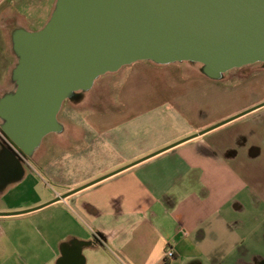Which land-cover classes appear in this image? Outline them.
<instances>
[{
  "label": "crops",
  "instance_id": "1",
  "mask_svg": "<svg viewBox=\"0 0 264 264\" xmlns=\"http://www.w3.org/2000/svg\"><path fill=\"white\" fill-rule=\"evenodd\" d=\"M55 3L0 0V100L16 88L14 35L41 29ZM185 65L178 63L175 76L194 80L189 88H196L203 71L184 74ZM136 66L159 72L153 63L137 61ZM207 78L219 87L226 82L218 81L230 80ZM187 95L182 90L176 99H163L140 113L115 112L114 119L112 109L102 113L87 110V101L77 104V115L58 117L61 129L51 132L70 137L67 127L80 128L75 152H63L61 164L34 165L45 177L40 178L44 191L36 189L38 180L31 185L29 176L37 173L24 166L39 147L17 167L0 117V165H16V173L9 167L7 177L0 167L1 262H8L12 252L5 249L16 241L28 247L34 264H60L65 251L76 256L80 247L81 254L70 262L63 258L64 264H86L85 248H101L117 264H264V107L242 113L262 102L264 92L247 88L246 104L207 125L213 114L203 106L196 108V120L183 113ZM48 183L62 189L54 192ZM48 207L60 208L66 218L54 223L56 215L36 217ZM72 214L90 236L68 229ZM21 219L27 224L15 231ZM54 226L68 230L58 249L48 241L56 236ZM93 237L101 245L84 244ZM32 243L44 251L32 249ZM169 248L175 256L166 260Z\"/></svg>",
  "mask_w": 264,
  "mask_h": 264
},
{
  "label": "water",
  "instance_id": "2",
  "mask_svg": "<svg viewBox=\"0 0 264 264\" xmlns=\"http://www.w3.org/2000/svg\"><path fill=\"white\" fill-rule=\"evenodd\" d=\"M13 47L16 88L0 100L1 132L21 165L19 154L31 156L61 129L65 99L101 75L143 60L188 61L219 78L264 62V0H56L46 24L19 30Z\"/></svg>",
  "mask_w": 264,
  "mask_h": 264
},
{
  "label": "rangeland",
  "instance_id": "3",
  "mask_svg": "<svg viewBox=\"0 0 264 264\" xmlns=\"http://www.w3.org/2000/svg\"><path fill=\"white\" fill-rule=\"evenodd\" d=\"M146 63H153L158 66V71H148L140 66H136V63L123 66L121 69L115 72H109L104 75L99 76L95 81L93 86L89 90H80L74 92L69 98L65 99L61 110L59 111L58 117L62 119H68L71 116H75L78 113L77 104L82 103V101H87L86 109H96L100 110L102 113L106 110H111L110 113H114L112 119H114L115 112L122 110H127L126 113H140L143 109L148 106L155 104L163 99L173 100L182 92V90H187V96L190 100L186 105V112L183 111L187 116L197 119L196 108L198 106H203L204 109L210 110L213 117L204 122V125L217 121L223 116H227L233 109L238 106L247 103V98L245 96L246 89L249 88L250 92L260 91L264 92V75L250 76L245 78L244 81H235L236 76L240 77L245 71L252 72L260 68L258 64H252L249 66H244L241 69L233 68L229 70L225 77L230 80L218 81L226 82L224 86H220L217 82L209 80L203 73L198 75V86L196 88H189L195 82L192 79H185L181 75L179 79L175 76L178 63L186 64L184 66L183 73L187 74L194 72H201L203 65L197 63L183 61L171 64H157L152 61H139ZM189 66V67H188ZM224 77V78H225ZM161 88L160 95L157 93V89ZM249 94V93H247ZM251 95V93H250ZM189 105V106H188ZM83 107V106H82ZM115 110V111H114ZM87 112V111H86ZM65 130V129H64ZM67 131L73 133L70 137L67 133H62V135H57L55 133H50L44 137L41 145L34 154L33 160L28 161V165H31L32 169L36 171V175L29 176L31 180V185L37 183L36 189L44 191L43 182H40V178L45 179L43 173L33 165H45L52 161L54 164H61L64 160L62 153L75 152L77 147L76 138L80 135V128L67 127ZM82 143V140L79 141ZM64 154V153H63ZM49 158L48 160H45ZM51 158V159H50ZM50 185V183H48ZM54 192L60 191L62 188L59 185H50ZM35 189L31 187L30 197L35 194ZM5 202H9L6 200ZM49 208V207H48ZM42 215H36V217H49L56 215L54 223H59L60 219H65V213H61L60 208H49ZM77 214H72V219L69 216V226L68 229L74 230V232L86 238L90 236V231L87 226L82 224L81 221L76 216ZM28 222L32 225L31 217L27 218ZM15 221V231H21L26 226V219ZM35 229H33L34 231ZM56 232V236L53 235L48 237V241L56 248H59L60 239L66 235L68 232L67 228L57 227L53 229ZM18 233V232H17ZM16 233V234H17ZM34 234L37 235L36 231ZM32 249L41 250L38 244H31ZM42 248V247H41ZM28 247H24L23 243L19 244L15 241L14 244L10 243V247L5 249L8 253L12 252V256L8 259V263L5 264H34L33 258L27 257L26 251ZM45 249V248H44ZM42 248V252L44 251ZM84 255L86 257V264H117L113 261L112 256L107 254L106 251L101 248H85ZM55 264V260L52 262Z\"/></svg>",
  "mask_w": 264,
  "mask_h": 264
},
{
  "label": "flooded vegetation",
  "instance_id": "4",
  "mask_svg": "<svg viewBox=\"0 0 264 264\" xmlns=\"http://www.w3.org/2000/svg\"><path fill=\"white\" fill-rule=\"evenodd\" d=\"M193 63H197V64H199V65H202L201 63H198V62H193ZM253 64H258V65H260V68L257 69V70H254V71H252V72H247V71H245V72L241 73L242 75H241L240 77L236 76V79H244V78H247V77L250 76L249 74H252L253 76H257V75H259V74H264V62H256V63H253ZM249 65H252V64H249ZM249 65H245V66H249ZM243 67H244V66H243ZM243 67H239L238 69H241V68H243ZM201 69H202V68H201ZM227 72H229V71H227ZM227 72H226V73H227ZM226 73H224V74H226ZM203 74H204L205 76L209 77V76H208L207 74H205L204 72H203ZM224 74H222L221 77H219V78H212V77H209V78H210V79H213V80H221V79H224V77H225ZM261 107H264V100H263L262 102L256 104V105H254V107H250V108H248V109H245L244 112H242V113H243V114H246V113L248 112V110H251V108H254V110H255V109H257V108H261ZM252 110H253V109H252ZM19 157H20V159H22V161H25V159H28L30 156H24V155L19 154ZM21 166H22V165H21ZM24 166L28 167V166H31V165H24ZM33 166H34V165H33ZM0 167H1V169H4V172H6V177L9 175L8 172H7V170H8L9 167H12L13 170H14L12 174H15V173H16V168H15L16 165H0ZM17 167H20V165H17ZM21 220H23V219H21ZM18 221H19V223L21 222L20 220H18ZM15 223H18V222H15ZM15 226H16V225H15ZM74 252H75V251H74ZM26 254H27V251H26ZM72 256H75V254L72 253V252H66V251H65L63 258L66 259L65 262H70V260L72 259ZM7 263H8V262H7ZM0 264H5V263H4L3 261L1 262V260H0Z\"/></svg>",
  "mask_w": 264,
  "mask_h": 264
},
{
  "label": "built area",
  "instance_id": "5",
  "mask_svg": "<svg viewBox=\"0 0 264 264\" xmlns=\"http://www.w3.org/2000/svg\"><path fill=\"white\" fill-rule=\"evenodd\" d=\"M5 138V137H4ZM6 139V138H5ZM10 144V143H9ZM11 146V145H10ZM175 256V252L172 248H169L165 253H164V258L167 259H171Z\"/></svg>",
  "mask_w": 264,
  "mask_h": 264
}]
</instances>
